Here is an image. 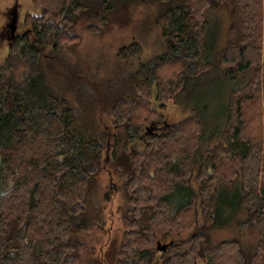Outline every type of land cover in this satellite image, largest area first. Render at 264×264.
I'll return each mask as SVG.
<instances>
[{
	"label": "trees",
	"instance_id": "trees-1",
	"mask_svg": "<svg viewBox=\"0 0 264 264\" xmlns=\"http://www.w3.org/2000/svg\"><path fill=\"white\" fill-rule=\"evenodd\" d=\"M149 1L162 52L144 59L133 40L117 51L123 70L97 79L66 50L81 43L73 28L85 12L100 16L87 26L98 32L105 11ZM33 5L0 65V264H98L81 235L105 231L106 170L125 200L114 264H264V0ZM214 71L232 85L222 112L206 100L168 122L170 102ZM224 192L236 225L255 233L249 254L235 239L207 243Z\"/></svg>",
	"mask_w": 264,
	"mask_h": 264
},
{
	"label": "rangeland",
	"instance_id": "rangeland-1",
	"mask_svg": "<svg viewBox=\"0 0 264 264\" xmlns=\"http://www.w3.org/2000/svg\"><path fill=\"white\" fill-rule=\"evenodd\" d=\"M13 9L17 13L14 34L27 28L24 20L29 13L38 11L33 5V0H0V65L5 60L9 44L12 41L11 22L13 15L11 11ZM105 12L108 15V22L98 32L89 29L87 26L92 23L101 24L100 16L91 12H85L79 16L73 30L81 35V43L74 48L75 50L66 47L73 58L79 56L83 64L86 65L87 74L90 76L95 73L97 79L109 78L119 70H123L122 63L117 58V51L121 46L133 40L143 43L142 58L144 59H148L165 49L167 40L153 23L157 6L153 5L152 2H141L133 6L124 5L117 10ZM231 86V83H227L220 72L209 73L194 91L180 95L176 102H170L166 120L173 122L184 118L191 113L190 107H196L197 104L206 100H209V103L206 101V104L211 105L210 110L212 112L210 113H221L223 102L220 99L224 98V93L228 92ZM100 118L105 127L111 128L112 119L109 114L103 111ZM133 148L141 150L143 143L139 141L133 145ZM121 183L122 178L111 171L106 170L102 173L97 199L103 202L106 220L105 231L81 235L89 245V253L95 255L94 258H99L102 264H114L115 246L119 243L124 230L120 206L124 204L125 200L123 193L118 188ZM110 186H114L115 189L111 193V200L106 202L104 201V194ZM226 195L224 192L221 204L222 211L218 216L217 225L209 229L207 243L213 244L223 239H235L241 242L244 251L249 254L255 246V233L251 230L243 232L236 225L240 214L237 213L233 205L234 196L228 197ZM88 256L86 259L84 258L83 264H92L88 261ZM199 264H204L201 259H199Z\"/></svg>",
	"mask_w": 264,
	"mask_h": 264
},
{
	"label": "water",
	"instance_id": "water-1",
	"mask_svg": "<svg viewBox=\"0 0 264 264\" xmlns=\"http://www.w3.org/2000/svg\"><path fill=\"white\" fill-rule=\"evenodd\" d=\"M16 22H17V13H15L13 15L12 22H11V27H12V30L11 31H12V34L13 35H14L15 28H16ZM154 128H155V125H153V124L148 127V129H150V130H152ZM158 248L159 249H162V250H166L167 243H163L162 245H159Z\"/></svg>",
	"mask_w": 264,
	"mask_h": 264
},
{
	"label": "flooded vegetation",
	"instance_id": "flooded-vegetation-1",
	"mask_svg": "<svg viewBox=\"0 0 264 264\" xmlns=\"http://www.w3.org/2000/svg\"><path fill=\"white\" fill-rule=\"evenodd\" d=\"M11 12H12V15H14L16 13V11L14 9Z\"/></svg>",
	"mask_w": 264,
	"mask_h": 264
}]
</instances>
